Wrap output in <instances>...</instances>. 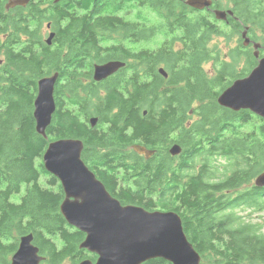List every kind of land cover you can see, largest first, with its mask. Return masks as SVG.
Returning a JSON list of instances; mask_svg holds the SVG:
<instances>
[{
  "label": "trees",
  "instance_id": "trees-1",
  "mask_svg": "<svg viewBox=\"0 0 264 264\" xmlns=\"http://www.w3.org/2000/svg\"><path fill=\"white\" fill-rule=\"evenodd\" d=\"M226 2L234 4L243 25L252 26L251 40H256L254 31L264 36V0ZM91 3L10 16L27 38L15 33L9 39L19 50L0 67V264H10L19 238L29 233L45 257L42 264L96 258L79 249L84 234L60 214L62 188L42 165L48 141L35 132L33 102L38 80L56 72V111L46 130L50 141H83V162L122 205L179 214L200 264H264L260 226L243 222L237 212L264 211V189L249 186L264 171V120L248 111L225 110L216 101L257 65L255 58L248 54L245 73H230L231 67L208 49L209 41L221 35L215 17L185 15L179 0H104L93 11ZM147 13L172 34L154 48L156 30ZM48 20L55 21L51 45L37 34ZM175 42L180 44L175 47ZM110 60L126 66L94 82L92 66ZM209 60L219 65L213 77L203 69ZM160 67L167 78L159 74ZM92 116L98 118L94 128ZM134 144L155 154L145 160L130 150ZM174 144L183 151L175 158L168 154ZM216 157L227 160L218 172L222 178L215 175ZM197 161L202 164L193 175ZM22 187L19 202H12ZM143 264L170 263L154 259Z\"/></svg>",
  "mask_w": 264,
  "mask_h": 264
},
{
  "label": "water",
  "instance_id": "water-1",
  "mask_svg": "<svg viewBox=\"0 0 264 264\" xmlns=\"http://www.w3.org/2000/svg\"><path fill=\"white\" fill-rule=\"evenodd\" d=\"M31 0H9L6 8L25 7ZM61 0H54L57 3ZM97 1V0H96ZM196 10L209 8L212 0H179ZM216 20L226 21L233 16L230 10H214ZM247 31L242 33L243 46L247 47ZM54 34H49L46 44L51 45ZM259 44H253L254 57L258 59ZM126 66L125 62L112 60L94 64L92 79L101 82ZM158 72L164 78L168 74L163 68ZM58 73L41 78L33 102L35 132L48 141L42 155L44 170L55 177L62 188L64 198L59 211L67 224L84 234L79 249L95 255L94 261L83 259L77 264H143L162 259L170 264H200L201 257L184 233L182 221L174 211H148L140 206L122 205L100 182L83 162V142L67 138L50 141L46 129L50 125L56 105L54 89ZM217 105L231 112L248 111L264 119V57L243 78L236 79L217 98ZM145 115V112H144ZM97 117L89 119L94 128ZM138 156L149 160L154 150L139 144L131 146ZM182 148L172 145L168 154L175 158ZM254 187L264 189V171L254 178ZM45 257L40 255L34 244L32 233L21 236L10 264H41Z\"/></svg>",
  "mask_w": 264,
  "mask_h": 264
},
{
  "label": "flooded vegetation",
  "instance_id": "flooded-vegetation-1",
  "mask_svg": "<svg viewBox=\"0 0 264 264\" xmlns=\"http://www.w3.org/2000/svg\"><path fill=\"white\" fill-rule=\"evenodd\" d=\"M82 1L83 0H61L57 3H54V0H31L25 7L14 6L11 8H6L9 0H0V67H2V65H4L8 60H12V56L16 55L15 53L18 52L17 47L19 45L16 43H13V44L9 43V39L15 33H18L19 35H21L22 39L27 38L24 34H20L17 31V29L13 27L14 23L11 22L10 16H14L15 13L19 12V11H22L24 14H27L32 8H36L37 10H39L43 13H44V11L56 12L59 9L57 7L60 6L61 4H69V5L76 6L77 3L82 2ZM103 1L104 0H97V1L93 0V3L95 2V4L91 3L90 10L92 9V11H93L95 8L100 7L102 5ZM179 2L184 7L185 15H188L191 17L196 16V15L204 17L208 14H210L211 16H214V14H213L214 10H223L219 6V0H212L211 6L209 8H205L203 10L192 9V8L186 6L183 3V1H179ZM233 9H234V4L232 3L229 10L233 13V16L232 17L227 16L226 21L217 20L218 25L227 26L228 28L231 29L232 33H234V34L239 32V35L241 38V46L240 47L244 48V51H247V49H252L253 50L252 55L254 57L253 44H257V43H255L251 40L249 27L247 25H243L241 23V21L238 19V16L233 11ZM225 11H227V10H225ZM202 13H207V14L203 15ZM46 16L49 17L50 15H46ZM152 23H155V25L153 27L156 30L154 32V35H153L154 40H160L161 41L163 39L171 38L172 34L168 33V31L165 32L164 29H161L162 21L159 20V21H154ZM238 23L240 24L239 25L240 28H238V26H237ZM43 24H46L45 28L48 30L49 34L53 33L54 37H55L56 32H55V21L54 20L43 21L42 25L37 30V34L41 35V30L43 29ZM244 31H247L246 37L250 41L247 47H244L242 44V37L241 36H242V33ZM40 40H41V38H40ZM259 45H260V47L258 49V59H261L262 57H264V44L262 45L260 43ZM258 59H256L257 62H258ZM110 61H112V60H110ZM104 63H106V62H104ZM100 64H103V63H100ZM151 125H152V120H151ZM151 138H152V127H151Z\"/></svg>",
  "mask_w": 264,
  "mask_h": 264
},
{
  "label": "rangeland",
  "instance_id": "rangeland-1",
  "mask_svg": "<svg viewBox=\"0 0 264 264\" xmlns=\"http://www.w3.org/2000/svg\"><path fill=\"white\" fill-rule=\"evenodd\" d=\"M219 5H221L223 11L229 10L230 7H231V4L227 3L226 0H219ZM202 14L205 15L207 13H202ZM147 15L152 18V22L157 21L153 15H150L149 13H147ZM208 15L211 16L210 14H208ZM121 16H122V14H121ZM124 17H126V16H124ZM154 25H155V23H152V26H154ZM219 26H220L221 35L220 36H214L209 41L208 49L211 51L213 56H216V58L218 59L220 64H225V65H228V66L231 67L230 70H229L230 73L233 72L234 74H237V75L245 73L247 70H249V67H248V60H249L248 59V54L250 53L252 55L253 50L252 49H247V51H244V48L240 47L241 46V38H240L239 32L234 34V33H232L231 29L228 28L227 26H222V25H219ZM247 26L249 27V29L252 28L251 25H247ZM45 27H46V24H43V29L41 30V35H40L42 43H45V40L49 36V32H48V30ZM253 33H254V35L256 37V40L255 41L252 40V41L257 43V44L261 43L263 45L264 36L262 34H260L259 31H254ZM250 36H251V34H250ZM169 39H163L161 41L160 40H154L153 43H152V48H154L157 44H161V43L163 44L166 40H169ZM242 42H243V39H242ZM178 44H180V42H175V44H174L175 47L178 46ZM17 48L19 50V46ZM235 59H239V61L238 62H236V61L234 62ZM216 67L219 70V65L215 64L212 60H209L206 63V65L204 66L203 69H204V72L206 73V75H208L209 77H213L214 75H216V73L218 71L216 69ZM160 68H163V67H160ZM226 78H228V77H226ZM254 116L258 117L256 115H254ZM92 117H95V116H92ZM194 120H195V118H192V120H189V121L191 122V121H194ZM226 163H227V160L223 159L222 157L214 158L213 164L217 166V172L215 173V175L217 177L222 178L218 172L220 170H222L221 172L224 171L223 168H226L225 167ZM201 164L202 163L199 162V161H197L195 165L193 164L194 167L190 170L191 174H193V175L197 174ZM49 175H51V174H49ZM44 180H46V179L45 178L41 179L42 182ZM253 184H254V180H252L249 183V186H251ZM23 193H24V187H22V191H21V193L19 195H14V196L11 197V201L14 202V203H18L19 199H20V196L23 195ZM237 212H239V215L242 217V221L243 222L257 224L258 226H260V230L264 234V219H263L264 218V211L263 212H259V213L258 212H255V213L254 212H250L248 210H244L242 212L237 211ZM62 264H71V263H70L69 260H66Z\"/></svg>",
  "mask_w": 264,
  "mask_h": 264
},
{
  "label": "bare ground",
  "instance_id": "bare-ground-1",
  "mask_svg": "<svg viewBox=\"0 0 264 264\" xmlns=\"http://www.w3.org/2000/svg\"><path fill=\"white\" fill-rule=\"evenodd\" d=\"M233 2V1H232ZM130 3V2H129ZM100 4V3H99ZM107 4V3H106ZM158 7V6H157ZM257 10V9H256ZM263 10V9H262ZM252 12H253V10H252ZM105 14V13H104ZM189 23V22H188ZM204 24V23H203ZM178 26V25H177ZM63 32V31H62ZM63 34V33H62ZM36 38V37H35ZM57 39V38H56ZM92 44V43H91ZM135 44V43H134ZM95 52V51H94ZM129 52V51H128ZM49 53V52H48ZM46 54V53H45ZM44 55V54H43ZM36 57V56H35ZM134 57V56H133ZM47 59V58H46ZM136 59V58H135ZM16 60V59H15ZM17 61V60H16ZM9 63V62H8ZM23 65V64H22ZM75 65V64H74ZM52 66V65H51ZM10 67V66H9ZM170 69V68H169ZM230 70V69H229ZM54 71V70H53ZM59 72V71H58ZM73 74V73H72ZM70 75V74H69ZM82 75V74H81ZM59 76V75H58ZM80 76V75H79ZM89 76V75H88ZM88 80V79H87ZM73 81V80H72ZM70 82V81H69ZM78 86V85H77ZM137 87V86H136ZM74 88V87H73ZM56 89H57V87H56ZM63 89V88H62ZM104 90V89H103ZM202 99V98H201ZM123 100V99H122ZM124 101V100H123ZM72 102V101H71ZM120 103V102H119ZM69 104H71V103H69ZM125 104V103H124ZM58 105V104H57ZM117 105V104H116ZM64 106V105H63ZM72 106V105H71ZM226 110V109H225ZM55 111H56V108H55ZM55 111H54V113H55ZM124 111V110H123ZM212 112V111H211ZM54 113L52 114V117H51V122H50V125H51V123H52V118H53V116H54ZM125 113V112H124ZM220 114V113H219ZM90 116V115H89ZM223 118V117H222ZM254 119V118H253ZM252 119V120H253ZM35 120V119H34ZM154 121V120H153ZM231 124V123H230ZM239 124V123H238ZM49 125V126H50ZM253 125V124H252ZM251 125V126H252ZM35 126H36V121H35ZM49 126L47 127V129L49 128ZM261 126V125H260ZM30 128V127H29ZM51 128V127H50ZM64 128V127H63ZM112 128V127H111ZM164 128V127H163ZM46 129V130H47ZM59 129V128H58ZM168 129V128H167ZM23 130V129H22ZM86 131V130H85ZM101 131V130H100ZM82 132H84V131H82ZM48 133V132H47ZM85 134V133H84ZM151 134V133H150ZM47 135V134H46ZM264 136V135H263ZM66 138V137H65ZM264 138V137H263ZM56 140V139H55ZM84 140V139H83ZM25 141V140H24ZM30 141V140H29ZM53 141V140H52ZM94 141V140H93ZM118 141V140H117ZM83 142V141H82ZM123 143V142H122ZM125 143V142H124ZM118 147V146H117ZM19 148V147H18ZM27 148V147H26ZM107 148V147H106ZM36 149V148H35ZM3 151V150H2ZM183 152V151H182ZM36 153V152H35ZM89 164V163H88ZM256 168V167H255ZM19 170V169H18ZM110 170V169H109ZM196 172V171H195ZM35 174V173H34ZM248 177V176H247ZM128 180V179H127ZM235 180V179H234ZM242 181V180H241ZM21 184V183H20ZM214 184V183H213ZM19 187V186H18ZM235 187V186H234ZM197 188V187H196ZM9 189V188H8ZM164 191V190H163ZM246 193V192H245ZM127 194V193H126ZM248 194V193H247ZM150 196V195H149ZM239 196V195H238ZM236 197V196H235ZM125 198V197H124ZM127 198H129V197H127ZM121 199V198H120ZM60 202V201H59ZM144 208V207H143ZM48 209V208H47ZM150 210V209H149ZM47 212V211H46ZM258 215V214H257ZM6 219V218H5ZM264 219V218H263ZM62 223V222H61ZM3 224V223H2ZM8 240V239H7ZM70 240V239H69ZM9 242V241H8ZM45 243V242H44ZM16 249V248H15ZM7 250V249H6ZM204 258V257H203Z\"/></svg>",
  "mask_w": 264,
  "mask_h": 264
}]
</instances>
